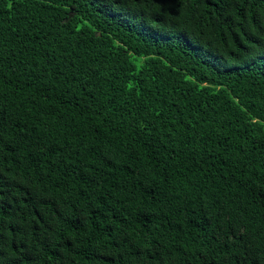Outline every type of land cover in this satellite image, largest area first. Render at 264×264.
<instances>
[{"label":"trees","instance_id":"1","mask_svg":"<svg viewBox=\"0 0 264 264\" xmlns=\"http://www.w3.org/2000/svg\"><path fill=\"white\" fill-rule=\"evenodd\" d=\"M0 264H264V0H0Z\"/></svg>","mask_w":264,"mask_h":264}]
</instances>
